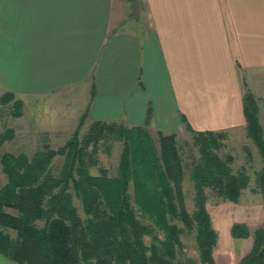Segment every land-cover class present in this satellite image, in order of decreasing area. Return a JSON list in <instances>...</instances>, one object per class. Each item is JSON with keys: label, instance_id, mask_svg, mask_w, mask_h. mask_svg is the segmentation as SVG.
I'll list each match as a JSON object with an SVG mask.
<instances>
[{"label": "crops", "instance_id": "1", "mask_svg": "<svg viewBox=\"0 0 264 264\" xmlns=\"http://www.w3.org/2000/svg\"><path fill=\"white\" fill-rule=\"evenodd\" d=\"M113 1L0 0V95L22 101L16 120L40 100L50 129L62 96L63 123L144 126L150 110L148 129L163 132L182 117L197 131L245 126L236 62L264 66V0H141L143 32L129 16L140 2Z\"/></svg>", "mask_w": 264, "mask_h": 264}, {"label": "trees", "instance_id": "2", "mask_svg": "<svg viewBox=\"0 0 264 264\" xmlns=\"http://www.w3.org/2000/svg\"><path fill=\"white\" fill-rule=\"evenodd\" d=\"M0 106V117L5 110L13 117L23 114L22 101L12 93L0 95ZM243 113L246 134L262 158L255 183L264 193V131L257 100L248 91ZM150 116L148 110L146 124ZM85 118L83 113L72 135L56 149L44 143L31 156L0 154L6 176L0 185V253L19 264H198L181 251L186 233L193 238L200 263L215 264L217 232L207 211L208 191L236 203L250 182L245 170L233 171L231 154L217 152L226 133L195 131L182 117L199 151L190 168V212L175 134L158 132L157 147L146 126L93 121L80 135ZM14 132L11 127L0 131V148L14 139ZM109 138L122 141L113 176L98 157L100 141ZM58 156L62 162L56 171L53 161ZM92 167L98 174L91 173ZM230 232L234 238L249 236L243 223H233ZM253 236L251 250L238 264H264V226Z\"/></svg>", "mask_w": 264, "mask_h": 264}, {"label": "rangeland", "instance_id": "3", "mask_svg": "<svg viewBox=\"0 0 264 264\" xmlns=\"http://www.w3.org/2000/svg\"><path fill=\"white\" fill-rule=\"evenodd\" d=\"M118 1L119 0H114L113 6H115ZM137 1L140 2V7H138L139 11L135 13L133 9H131L132 13L129 16L132 20L134 19V23L137 25L136 28L143 32L150 27V21L148 20L146 13L147 5L141 0ZM236 71L242 91V104L243 96L247 91L256 98L259 122L264 131V66L257 68L242 67L240 63L236 62ZM57 97V106L56 108L54 107L55 109L52 110L51 113L52 126L50 129H47L46 123H44L45 127L43 125L42 127L38 125V121H41L42 118L44 120L46 119V117H43L44 112L42 111L41 106L43 103L40 100L36 104L31 101L27 102L24 119L16 120L15 117L11 116L5 110L0 117V131H3L5 127H11L15 131V137L10 141L4 142L0 148V154L3 151H7L15 154L25 153L28 156H31L34 151L40 150L44 143H47L53 149L62 146L74 132L78 121L77 124L63 123L60 119H55L54 111L56 110L57 114H59V112L62 113L65 108L61 105L60 99L62 96ZM45 104L48 103L45 102ZM80 104L81 102H78V104L75 105L76 107H79ZM22 110H24L23 107ZM148 124L144 126L149 130L150 136L157 147L159 146L158 132H162L163 134H175L176 146L179 149L184 165L182 190L185 197V205L187 210L191 212L193 209L192 198L194 190L189 175L192 161L199 156L198 144H196L192 132L186 129L185 124H183L181 132H163L153 128L148 129ZM89 126L90 124L88 125L84 123L80 130V135L85 133ZM53 127H55L57 131L60 130L62 132H57L55 135L54 132H52ZM223 132H225L226 135L222 138L223 145L217 151L218 154L220 156L228 153L231 154L233 156V161L231 162L233 171L238 172L245 170L250 176V182L247 188L242 191L240 199L236 203L223 200L208 191L209 197L206 206L211 218L212 226L217 232V241L212 253L214 263L238 264L240 259L252 248L254 231L264 226V193L257 189L255 183V173L263 166V162L255 143L247 136L245 126L234 127ZM98 147L100 164L107 170L108 175H115L117 173L118 161L122 149V141L109 138L107 141H100ZM61 162V157H55L53 166L56 168V171L59 170ZM91 173L98 174L97 167H92ZM5 181L6 176L3 174L0 165V185ZM129 191L131 193L132 189L130 188ZM75 203L78 207L79 213L83 215L79 201H76ZM8 211L14 212L13 210ZM233 223L245 224L249 231V236L247 238H234L230 232ZM10 232L11 235H14L13 231ZM148 240L149 238L146 237L147 242ZM182 241L184 246L181 251L184 253L185 257H191L196 260L198 264H203L198 260V252L192 236L185 233L184 236H182Z\"/></svg>", "mask_w": 264, "mask_h": 264}]
</instances>
